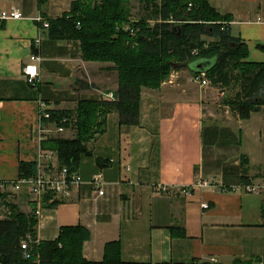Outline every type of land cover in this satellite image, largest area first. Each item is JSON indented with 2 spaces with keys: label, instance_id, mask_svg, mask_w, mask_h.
I'll return each instance as SVG.
<instances>
[{
  "label": "crops",
  "instance_id": "obj_1",
  "mask_svg": "<svg viewBox=\"0 0 264 264\" xmlns=\"http://www.w3.org/2000/svg\"><path fill=\"white\" fill-rule=\"evenodd\" d=\"M73 1L0 0V12L16 7L23 16L0 24V178L7 181L20 177L21 161L36 162L41 149L53 148V139L75 136L74 128L42 125V102L75 111L83 99L116 95L114 64L86 61L78 40L54 39L40 27L38 16L51 23ZM209 1L232 16V34L249 49L246 61L264 62V0ZM34 53L41 58L36 86L24 74ZM175 74L159 89L142 88L139 124H121L118 110L108 111L80 161L85 182L36 216L40 241L84 226L91 232L83 249L89 261H103L107 244L116 241L125 263L264 264V195L216 186L180 191L200 180L238 187L244 177H264V146L256 147L264 145V105L243 119L227 102L234 96L228 89L203 88L189 68ZM110 76L112 84L105 81ZM96 173L103 174L104 195L88 183ZM0 201L24 213L35 208L28 189L0 193Z\"/></svg>",
  "mask_w": 264,
  "mask_h": 264
},
{
  "label": "trees",
  "instance_id": "obj_2",
  "mask_svg": "<svg viewBox=\"0 0 264 264\" xmlns=\"http://www.w3.org/2000/svg\"><path fill=\"white\" fill-rule=\"evenodd\" d=\"M132 1L74 0L69 12L50 23L52 38L78 40L84 60L112 63L118 74L114 100L83 99L75 111L49 108L51 117L40 118L42 125L75 129L73 138L53 139L51 148L59 165L70 171L78 170L82 157L90 153L87 144L102 131L109 110H118L121 124H139L142 88L159 89L173 70L189 68L198 73L197 64L202 63L213 85L237 86L227 102L243 119L264 105V62L246 61L249 49L232 34L231 15L220 14L209 0H139L147 13L132 20ZM150 20L156 23L151 25ZM19 171L20 177L35 175L37 163L21 161ZM248 182L244 177V183ZM61 201L49 194L43 205ZM10 208L11 216L0 220L2 263L132 264L122 261V248L116 241L107 244L103 261L87 260L83 249L91 232L84 226L64 227L56 239L33 245L31 257L25 258L21 239L27 234L37 237L38 219L16 206Z\"/></svg>",
  "mask_w": 264,
  "mask_h": 264
},
{
  "label": "built area",
  "instance_id": "obj_3",
  "mask_svg": "<svg viewBox=\"0 0 264 264\" xmlns=\"http://www.w3.org/2000/svg\"><path fill=\"white\" fill-rule=\"evenodd\" d=\"M22 12L13 7L10 10H2L0 12V24L4 21L12 20V19H21ZM38 22L40 23V27L45 30L50 29V22L43 16H38ZM170 22L179 23L182 21H177L175 19H170ZM41 36L38 37L37 43L40 46ZM194 53H198V50H194ZM40 56L37 53L31 55V62L24 67V74L29 84L32 86H36L39 82V63ZM176 70H173L170 74L169 80L174 77ZM193 80L200 84L203 88H208L212 84V80L210 79L208 73L206 71L195 73ZM108 97L111 100L115 99L114 92H109ZM49 107L46 103L42 102L40 104V118H50L51 114L47 111ZM57 131H63L64 128H57ZM40 139L41 136H40ZM58 160L57 153L51 149H41L37 163V172L35 175L30 177H19L13 181H7L3 178H0V193H5L7 191H20L22 189H28L29 193L33 198V202L36 204L35 206V214L39 216L41 214V210L44 207V199L46 195L52 194L55 197L64 200L69 199L72 196V193L75 190H78L82 183H84V179L78 170L70 171L67 166H60ZM96 191H98V195H104L105 191L103 186L105 184L103 174L96 173L91 179L88 181ZM216 186L219 191L228 192L235 190H243L248 193H255L264 195V177H262L259 181H250L248 183H244L238 187H229L225 185H214V183L208 182L206 180H200L193 185L190 186H182L180 191L184 195H191L195 190L201 191L207 187ZM203 208H209L208 203H202ZM40 240L38 237H34L31 234H27L24 238L21 239V249L23 251V255L25 258H29L32 255L33 245L39 244ZM37 262L40 261V255L37 256ZM0 264H17V263H2Z\"/></svg>",
  "mask_w": 264,
  "mask_h": 264
},
{
  "label": "rangeland",
  "instance_id": "obj_4",
  "mask_svg": "<svg viewBox=\"0 0 264 264\" xmlns=\"http://www.w3.org/2000/svg\"><path fill=\"white\" fill-rule=\"evenodd\" d=\"M130 8H131V19L132 20H137V19H139V18H141L143 15H145L146 13H147V8H146V6H145V4L144 3H142V2H140L139 0H133L131 3H130ZM151 25H154L155 23H156V21L155 20H150V21H148ZM206 39H208V40H210V41H212V39L211 38H209V37H205ZM171 74V73H170ZM169 77H170V75H169ZM169 77L166 79V80H169ZM165 80V81H166ZM106 82H109L110 84H112V83H114V81H115V78L113 77V76H110L109 78H107L106 80H105ZM97 83V82H96ZM213 84H211V86H212ZM216 87H218V88H223V87H221V86H216ZM226 89H228L229 91H230V93L232 94V95H235V93H236V91L238 90V87L237 86H231V87H228V88H226ZM257 144L258 145H256V147H257V149L259 150L260 149V147H263L264 145H260L259 144V142H257ZM253 146H255L254 145V143L252 144ZM257 156H258V154H257ZM257 158H261V157H257ZM56 161H57V163H58V160L56 159ZM13 203V202H12ZM12 203H2L1 201H0V219L1 218H3V217H6V216H8V217H10L11 216V213L10 214H8L7 212H9L8 210L6 211V208H4V206L5 207H10V206H12ZM35 206H36V204H35ZM35 209V208H34ZM34 209H32V211H30V212H28V213H26V214H35V210ZM23 212V211H22ZM35 216H36V214H35Z\"/></svg>",
  "mask_w": 264,
  "mask_h": 264
},
{
  "label": "water",
  "instance_id": "obj_5",
  "mask_svg": "<svg viewBox=\"0 0 264 264\" xmlns=\"http://www.w3.org/2000/svg\"><path fill=\"white\" fill-rule=\"evenodd\" d=\"M197 68L200 69V71L198 73L203 72V71H206V70L203 69L202 63H198L197 64Z\"/></svg>",
  "mask_w": 264,
  "mask_h": 264
}]
</instances>
